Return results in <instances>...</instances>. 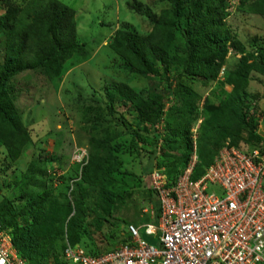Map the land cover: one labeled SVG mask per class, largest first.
Wrapping results in <instances>:
<instances>
[{
  "label": "trees",
  "instance_id": "1",
  "mask_svg": "<svg viewBox=\"0 0 264 264\" xmlns=\"http://www.w3.org/2000/svg\"><path fill=\"white\" fill-rule=\"evenodd\" d=\"M166 1L168 7L159 10L146 34H138L126 26L116 28L108 45L142 77L153 80L164 76L167 80L165 75L171 71L173 84L164 95L154 87L143 96L119 82L105 87L104 97L108 113L115 103L119 104L134 114L143 129H152L149 138L131 132V143L151 147L149 163L158 150L156 166L163 167L169 182L184 168L192 151L196 161L190 178L195 179L224 142L238 149L240 144L251 148L261 144L254 117L257 111L249 112L245 90L251 73L264 76V44L252 43L246 49L225 27L224 19L229 14L227 0ZM237 8L264 16V0H237ZM0 9V33L4 35L0 63V148L5 170L30 139L15 104L16 77L29 72L53 80L62 73L68 58L82 59L86 51L76 40L74 10L59 0H27L23 7L12 0H0ZM134 9L140 12L138 7ZM228 55L236 57L231 64L225 61ZM183 79L197 80L204 86L215 82L219 87H227L223 102H219L216 90H209L202 98V113L194 138L190 128L197 120L195 110L201 98ZM168 102L170 105L164 112ZM160 119L161 132L156 134L153 127ZM90 123V131L97 128V120ZM111 138L104 128H97L88 138L87 159L78 173L86 190L72 181L68 194L61 192L58 199L51 186L43 182L42 189L19 208L7 198L0 199V229L10 234L13 247L27 264H46L49 259L55 264H65L58 259L54 248L58 225L64 228L68 242L74 244L80 242L82 229L89 224L91 216L116 222L112 215L120 210L124 199L121 192L113 189L115 177L134 176L120 170L119 157L109 144ZM150 169L146 165L142 172L147 174ZM58 180L65 178L59 176ZM89 194L94 201L87 203ZM147 194L157 214V201L152 198L151 190Z\"/></svg>",
  "mask_w": 264,
  "mask_h": 264
},
{
  "label": "rangeland",
  "instance_id": "2",
  "mask_svg": "<svg viewBox=\"0 0 264 264\" xmlns=\"http://www.w3.org/2000/svg\"><path fill=\"white\" fill-rule=\"evenodd\" d=\"M12 1L22 7L27 2ZM59 1L74 10L76 40L83 46L86 55L79 60L74 56L68 58L63 65L62 73L53 80H47L40 75L34 76L29 72L21 73L14 80L13 86L17 91L15 104L30 139L19 157L5 170L3 169L5 157L0 148V199L7 198L15 208H19L31 195L42 189L43 182L51 186L53 195L58 199L59 193L68 194V185L72 181L76 182L81 190H86V184L79 180L80 165L73 158V153L77 148L85 149L88 153L89 136L97 128L106 129V135L112 136L109 144L119 157L120 170L131 173L134 177L120 175L115 177L117 180L113 189L121 192L124 199L120 210L112 215L116 222L113 223L111 218L95 219L91 216L89 224H85L82 229L79 238L81 244L93 251H103L125 240L126 225L138 226L151 221L141 212L149 203L147 175L142 169L146 165L156 166L158 160L154 157L150 163L148 162L151 150L148 145L139 147L140 144L131 143L133 139L131 132L137 131L149 138L152 129H143L142 125L137 123L134 114L127 112L119 104L115 103L114 109L108 113L105 107L104 88L123 82L143 96L154 87L164 95L168 86L173 84L171 71L165 75L167 80L164 76L155 77L153 80L140 76L111 50L108 43L113 31L124 26L138 34H146L159 10L168 7V3L166 0ZM134 7H138L140 12H136ZM228 13L224 25L237 36L246 49H249L252 43L264 44V16L238 9L237 0H228ZM3 46L4 35L0 33V63ZM235 58L228 55L225 61L231 64ZM183 81L201 98L195 110L197 120L190 128L194 136L201 118L202 98L209 90H216L220 97L219 102H223L227 96V87H219L215 82L204 86L197 80ZM167 99L170 100V96L167 95ZM245 100L249 112L256 110L257 115L264 117V76L250 74ZM169 105L170 102L165 104L164 112ZM94 119L98 122L97 128L90 131V122ZM161 120L155 125L156 131L162 124ZM258 125L260 127L256 130L261 134L263 144L264 121ZM245 145L248 144H240L242 151L251 149ZM59 176L65 180H58ZM152 198L155 199L154 196ZM93 201V196L89 194L86 202ZM139 235L146 238L141 228ZM65 238L64 228L58 225L53 241L60 261ZM46 264L55 263L49 259Z\"/></svg>",
  "mask_w": 264,
  "mask_h": 264
},
{
  "label": "built area",
  "instance_id": "3",
  "mask_svg": "<svg viewBox=\"0 0 264 264\" xmlns=\"http://www.w3.org/2000/svg\"><path fill=\"white\" fill-rule=\"evenodd\" d=\"M254 117L256 128L260 127L258 124L264 117L257 113ZM155 125L154 132L160 134L162 124L158 131ZM73 158L81 166L87 159V151L77 148ZM195 161L192 151L184 168L169 182L163 167L152 165L146 174L147 186L157 201L158 211L155 214L151 203L141 209L151 221L126 225L127 239L103 251L85 248L81 242L70 244L65 238L62 262L264 264V141L248 151L224 142L202 173L192 179ZM139 228L146 238L139 235ZM0 264H27L3 229H0Z\"/></svg>",
  "mask_w": 264,
  "mask_h": 264
},
{
  "label": "clouds",
  "instance_id": "4",
  "mask_svg": "<svg viewBox=\"0 0 264 264\" xmlns=\"http://www.w3.org/2000/svg\"><path fill=\"white\" fill-rule=\"evenodd\" d=\"M152 196H153V195H152ZM141 224H142V223H141ZM139 225H140V224H139ZM126 239H127V237H125V240H126ZM125 240H124V241H125Z\"/></svg>",
  "mask_w": 264,
  "mask_h": 264
}]
</instances>
